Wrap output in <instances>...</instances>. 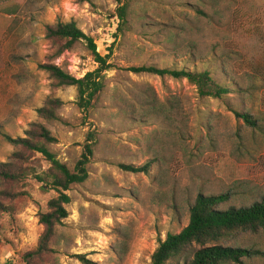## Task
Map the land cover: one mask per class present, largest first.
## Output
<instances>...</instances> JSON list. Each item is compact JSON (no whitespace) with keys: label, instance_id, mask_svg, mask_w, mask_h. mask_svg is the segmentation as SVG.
Masks as SVG:
<instances>
[{"label":"rangeland","instance_id":"374dc122","mask_svg":"<svg viewBox=\"0 0 264 264\" xmlns=\"http://www.w3.org/2000/svg\"><path fill=\"white\" fill-rule=\"evenodd\" d=\"M117 6L116 0H0V163L17 161L14 154L23 150L1 132L26 137L33 123L52 131L57 141L50 148L69 167L88 133L98 138L89 177L66 191L68 217L39 264H83L76 254L96 264H151L160 239L188 224L199 193H230L221 208L264 195V133L235 113L264 122V0H130L122 26ZM70 20L112 64L87 112L75 86L58 85L41 67L54 63L76 77L97 68L83 42L56 56L47 25ZM193 54L197 69L230 85L227 96L203 95L186 77L130 70ZM145 89L154 91L163 112L154 113ZM57 98L60 119L41 116L38 110ZM120 163L148 169L128 171ZM22 165L20 182L0 179V264H26L22 253L44 229L39 214L59 194L36 179L49 167L40 154L30 153ZM238 243L262 251L247 264H264V231L242 234Z\"/></svg>","mask_w":264,"mask_h":264},{"label":"trees","instance_id":"16d2710c","mask_svg":"<svg viewBox=\"0 0 264 264\" xmlns=\"http://www.w3.org/2000/svg\"><path fill=\"white\" fill-rule=\"evenodd\" d=\"M117 1V16L120 26L128 21L130 0ZM46 36L56 44V56L65 50L73 48L78 42H83L91 51L97 68L88 71L82 77H76L54 63L41 65L58 85L75 86L77 88V103L83 111H89L105 88V72L112 67L107 55H102L98 50L94 38L83 31L75 20L67 22L58 21L47 25ZM192 57H185L172 65L159 66L158 64L132 66L130 70L135 73H151L157 75H170L175 78L186 77L198 85L203 95L214 97L227 96L232 91L229 84L220 82L209 69L199 70ZM145 98L152 105L155 114H160L164 109L157 104L158 97L152 89L144 90ZM60 99H50L46 106L38 111L41 116L57 120L60 119L56 109L61 105ZM173 108L166 104V115L173 114ZM250 127L264 133V122L261 118L248 112L235 111ZM4 139L23 150L16 151L14 157L17 161L0 163V179L10 182H20L26 176L22 163L30 160L31 154H40L49 164L42 174H36V179L52 186L58 195L47 203V211L39 214L40 222L44 229L37 245L22 253L26 264H39L46 254L52 251L51 244L55 235L57 224L68 217L67 204L71 198L66 191L72 185L81 184L89 177V166L94 156L97 145L95 131L88 133L82 154L73 167L62 162L50 145L57 141L52 131L42 123H33L26 131V137H13L1 132ZM29 153V154H28ZM128 171H143L148 165L137 167L132 163H120ZM11 198H17L23 193H6ZM230 193L204 194L199 193L190 207L188 224L179 232H169L165 239H160L159 244L152 254L151 264H247L246 258H252L262 253L254 247L247 248L239 244V238L245 233H258L264 231V195L249 205L231 206L221 208L228 202ZM0 207H3L0 201ZM10 212L11 208L7 207ZM83 264H96L84 254L75 255Z\"/></svg>","mask_w":264,"mask_h":264}]
</instances>
